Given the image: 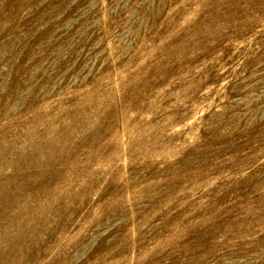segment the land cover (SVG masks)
<instances>
[{"label":"rangeland","instance_id":"1","mask_svg":"<svg viewBox=\"0 0 264 264\" xmlns=\"http://www.w3.org/2000/svg\"><path fill=\"white\" fill-rule=\"evenodd\" d=\"M0 264H264V0H0Z\"/></svg>","mask_w":264,"mask_h":264}]
</instances>
